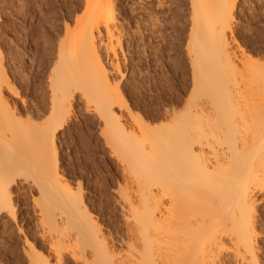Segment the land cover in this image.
<instances>
[{"label": "rangeland", "instance_id": "obj_1", "mask_svg": "<svg viewBox=\"0 0 264 264\" xmlns=\"http://www.w3.org/2000/svg\"><path fill=\"white\" fill-rule=\"evenodd\" d=\"M85 4L86 0H0V58L4 63L0 79L19 93L16 96L8 91L5 83L4 95L10 105L18 102L23 109L30 108V112H18L13 123L0 115V137L11 125L35 132L50 126L53 92L49 76L55 68L59 72L61 67L70 66L76 78L71 79L67 96L59 99V119L66 118V123L56 134L57 167L46 173L39 167L40 174L33 165L18 163L14 167L17 175L11 190L15 218L8 212L0 213V264H34L39 259L60 264L59 257L62 264H102L106 244L120 250L129 240L127 216L135 211L129 206L131 202L148 195L153 201L150 208L155 209V200L162 198L167 203L173 194L168 176L151 179L136 173L129 152L121 149L110 125L98 114L93 96L86 93L92 90L94 77L100 80L95 70L96 54L78 45L59 56V42L70 39L67 27L74 28ZM116 4L110 29L105 23L101 25L98 54L108 65L116 95L114 109L121 117L118 124L131 137L143 140L146 151L153 149L150 137L157 134V129L152 134L148 126L166 128L176 115H251L264 98V91L250 79L251 65L239 61L241 46L260 59L264 72V0H238L232 12L231 26L239 43L233 45L232 59L243 72L239 93L233 95L240 114L225 110L226 96L215 104L214 92L209 96L196 94L193 57L189 54L193 29L190 0H116ZM202 59L207 61L208 57ZM9 137L7 133L1 140L11 141L13 146L17 139ZM1 142V148L6 146ZM5 151V147L0 149V154ZM68 185L73 193L67 190ZM263 204L257 227L261 232L260 264H264ZM66 206L71 212H66ZM85 206L90 217L83 210ZM41 212L47 220L44 225ZM66 214H72L69 221ZM54 216L58 221L52 220Z\"/></svg>", "mask_w": 264, "mask_h": 264}, {"label": "bare ground", "instance_id": "obj_2", "mask_svg": "<svg viewBox=\"0 0 264 264\" xmlns=\"http://www.w3.org/2000/svg\"><path fill=\"white\" fill-rule=\"evenodd\" d=\"M190 1L193 29L189 54L193 57L196 94L209 96L214 92L217 97L216 102L213 100L215 104L226 96L225 110L234 109L240 114L241 108L233 95L239 93L243 72L232 59L233 45L239 46V43L231 26L232 12L238 0ZM116 10V0H86L74 28L69 30L67 27L71 31L70 42L60 40L58 53L62 57L69 47L79 45L86 48L85 51L96 54L95 70L100 74V80L94 77L92 90L86 93L93 96L98 114L110 125L121 149H125L127 154L129 152L136 173L155 179L168 176L173 184V194L167 203L162 198L155 200V209L150 208L153 201L148 195L130 201L129 206H133L135 211L127 216L130 222L129 240L120 250L106 244L102 264H260L261 232L257 227L264 203V98L251 115H244V112L241 113L243 115H181L180 118L176 115L166 128L162 125V129L160 126H146L152 134L157 129L156 137L148 135L153 149L146 151L143 140L131 137V133L118 124L121 117L114 109L116 95L110 85L108 65L98 54L101 25L105 23L110 29L108 24L114 23ZM239 49V61L251 65L248 67L250 79L264 91L262 62L241 46ZM206 56L207 61L202 59ZM3 64L0 58V72L4 69ZM115 67L121 73L119 66ZM55 71L49 76L53 92L50 126L38 132L12 125L4 128L8 129L9 138L17 139L13 146L9 138V145L6 140H1L7 137V133L0 137L2 145L11 146L8 147L10 150L4 146L5 153L9 152L7 155L0 154V213L8 212L13 218L11 189L15 183L14 175H17L14 167L18 163L33 165L37 173H41L38 172L40 168L46 173L52 166L57 167L56 134L66 123V118L59 119L62 107L59 99L67 96L68 85L72 78H76L71 75L70 66ZM0 80V115L12 122L18 112L24 109L28 112L30 108L23 109L18 102L10 105L4 95L6 87L16 96L19 93L6 81V87L3 86V78ZM22 104L26 106L23 99ZM201 108L204 109V106ZM4 147L0 149L4 150ZM67 188L69 193H73L70 185ZM80 199L82 203V196ZM140 204H143L142 207ZM67 206L64 209L71 212L67 211ZM84 208L90 217L87 207ZM44 213L40 218L42 224L47 223ZM71 215L66 214L65 218L69 221L68 216ZM55 217L53 221L57 220ZM39 260L34 264H50L48 260ZM62 261L59 257L57 263L62 264Z\"/></svg>", "mask_w": 264, "mask_h": 264}]
</instances>
